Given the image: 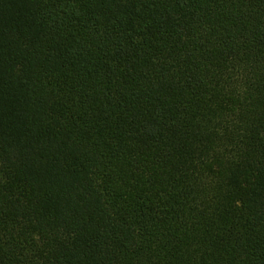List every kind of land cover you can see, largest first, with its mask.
<instances>
[{
  "label": "trees",
  "instance_id": "obj_1",
  "mask_svg": "<svg viewBox=\"0 0 264 264\" xmlns=\"http://www.w3.org/2000/svg\"><path fill=\"white\" fill-rule=\"evenodd\" d=\"M0 264H264V0H0Z\"/></svg>",
  "mask_w": 264,
  "mask_h": 264
}]
</instances>
